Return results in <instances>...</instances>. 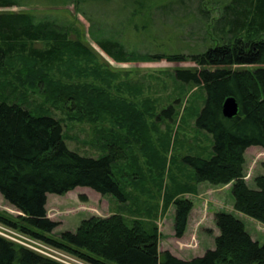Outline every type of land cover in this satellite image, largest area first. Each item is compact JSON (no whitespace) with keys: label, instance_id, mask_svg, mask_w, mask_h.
<instances>
[{"label":"trees","instance_id":"16d2710c","mask_svg":"<svg viewBox=\"0 0 264 264\" xmlns=\"http://www.w3.org/2000/svg\"><path fill=\"white\" fill-rule=\"evenodd\" d=\"M18 5L16 0H0V9ZM226 10L230 15L221 44L198 54L133 57L118 42L96 41L119 63L166 59L197 66L176 69L173 78L183 87L201 88L205 93L195 124L199 131L212 135V152L208 157L184 155L183 168L193 173L187 180L174 179L172 189L163 188L166 164L161 157L164 148L167 152L172 148L171 132L161 139L163 149L156 151L145 132L151 119L172 121L175 107L158 115L155 101H139L141 88L121 80L119 73L82 41L70 39V27L51 20L37 21L26 12L0 11V76L13 75L25 88H40L53 107L66 105L72 121L88 120L101 126L96 131L103 150L98 158L71 151L62 122L48 110L34 112L0 96V194L22 213L17 217L0 214V223L89 264H264V245L255 241L232 213L215 214L220 232L215 249L187 261L169 251L161 252L158 228L141 220L129 225L119 213L93 216L75 233L55 237L60 223L53 221L47 210L50 194L65 196L77 188H90L126 206L129 194L118 180L115 166L127 160L122 139L131 135L148 140L146 153H155L160 168L159 178L153 179L158 181L155 191L163 195L166 206H175L177 238L184 236L194 208L193 202L182 196L194 193L201 183L231 184L235 210L264 225V175L255 178L257 189L253 190L245 174L246 151L264 149V0H232ZM230 97L238 102L239 113L228 119L223 105ZM0 264L60 263L0 236Z\"/></svg>","mask_w":264,"mask_h":264},{"label":"rangeland","instance_id":"374dc122","mask_svg":"<svg viewBox=\"0 0 264 264\" xmlns=\"http://www.w3.org/2000/svg\"><path fill=\"white\" fill-rule=\"evenodd\" d=\"M16 1L20 4L19 7L3 8L0 11L26 12L36 16L37 21L51 20L70 27V39L82 41L94 50L101 62L119 73L121 80L141 88L139 101H155L158 115L170 106L175 107L172 121L149 120V129L145 136L152 141V148L156 151L163 149L164 142L161 139L171 132L172 148L168 152L164 148L161 156L166 164L163 188H174L172 181L176 178L187 180L193 170H184L182 157L186 154L208 157L212 152L213 137L199 131L195 124V117L203 106L205 93L201 88L178 84L173 73L176 69H193L197 66L193 62L174 63L166 59L119 63L106 55L96 41L118 42L133 57L161 54L189 56L202 53L221 44L222 30L230 15L226 6L232 0H86L79 3L77 0ZM37 47L42 48V44H37ZM255 67L248 66L249 69ZM64 71L68 72L67 66H64ZM0 96L9 102L20 103L34 112L48 110L62 122L65 142L71 151L92 158L102 155V146L97 142L100 132L98 131V135L96 131L101 126L96 127L88 120H70L66 105L53 107L45 100L40 88L28 89L13 75H1ZM152 124L156 126L155 129L151 127ZM121 133L126 135V132ZM122 141L127 146V160L117 163L115 172L129 194L126 206L114 197H103L90 188H77L65 196L50 194L48 216L60 223L53 236L58 237L63 232L75 233L84 220L93 216L109 217L119 213L126 217L129 225L135 220H141L144 225L157 227L160 251L175 252L188 259L191 256H203L208 250L215 249L216 231L217 236L220 234L215 223V214L227 212L241 220L252 238L264 245V225L235 210L231 184L214 186L201 183L196 186L194 193L184 194L182 197L189 196L194 205L192 215L190 214L191 225L196 219H200L202 224L197 228L187 227L184 236L177 238L174 229L175 206H166L163 195L155 191L158 181L154 183L153 179L159 178L160 168L155 164V153H146V143L149 144V141L131 135ZM121 143L119 142L120 145ZM245 157L246 181L251 189L256 190L255 178L264 175V149L251 147L246 151ZM0 214L17 217L20 212L10 206L0 194ZM0 226L6 227L2 224ZM6 234V239L12 242L20 244L13 241L17 239L25 243L21 237L9 232ZM39 248L45 251L41 246ZM59 252L84 262L66 251Z\"/></svg>","mask_w":264,"mask_h":264},{"label":"built area","instance_id":"2783aa9c","mask_svg":"<svg viewBox=\"0 0 264 264\" xmlns=\"http://www.w3.org/2000/svg\"><path fill=\"white\" fill-rule=\"evenodd\" d=\"M6 232L12 233V234L16 235L17 237H21L25 241V243L22 242L21 240H17V239H13V241L19 242L20 244H23L24 247L30 249L31 251L38 253V254H40L46 258H49L51 260H54L60 264H89V263L77 261L73 258H69L65 254H62L61 252H59L60 250L58 251V249L53 248L52 246L42 245L43 242H41V241L34 240V239L31 240L28 238V236L21 235L15 230H12L8 227L0 226V236L6 238V236H7ZM39 246H41L45 251L41 250V248H39ZM44 246L46 248H44ZM53 252H54V255H53Z\"/></svg>","mask_w":264,"mask_h":264},{"label":"water","instance_id":"95a60500","mask_svg":"<svg viewBox=\"0 0 264 264\" xmlns=\"http://www.w3.org/2000/svg\"><path fill=\"white\" fill-rule=\"evenodd\" d=\"M238 113H239V104L236 101V99L233 97L226 99L223 105V115L226 118L231 119L237 116ZM20 215H22L21 212H20Z\"/></svg>","mask_w":264,"mask_h":264},{"label":"crops","instance_id":"0c3cea01","mask_svg":"<svg viewBox=\"0 0 264 264\" xmlns=\"http://www.w3.org/2000/svg\"><path fill=\"white\" fill-rule=\"evenodd\" d=\"M75 191V190H74ZM73 192V191H72ZM71 193V192H70ZM69 194V193H68ZM187 198L189 199V196H187ZM192 215V214H191ZM201 220L200 219H196L195 221H194V223H193V225H191V216H190V220H189V225H188V228L190 227V226H193V228H197V227H200L201 226ZM205 230H210L209 228H204ZM217 232L218 231H216V237H217ZM174 256H176V257H178V258H180V259H182V260H192L193 258H196L197 256H191L190 258H186V257H184V256H179L178 254H176L175 252H171ZM199 257V256H198ZM201 257V256H200Z\"/></svg>","mask_w":264,"mask_h":264}]
</instances>
